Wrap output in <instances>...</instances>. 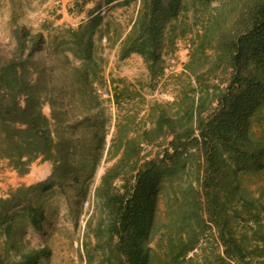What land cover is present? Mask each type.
<instances>
[{
	"label": "trees",
	"instance_id": "16d2710c",
	"mask_svg": "<svg viewBox=\"0 0 264 264\" xmlns=\"http://www.w3.org/2000/svg\"><path fill=\"white\" fill-rule=\"evenodd\" d=\"M132 1L75 0L92 3L86 20L50 46L41 29L17 22L11 2L8 41L0 44V162L18 175L35 160L51 169L0 195V264H40L51 256L48 245L25 247L21 232L44 230L46 197L63 193L79 203L101 161L112 163L94 187L93 245L85 243L84 264H264V203L243 185L264 173V131L255 130L264 118V0H220L185 64L197 89L183 91L173 111L154 103L147 120L117 114L107 138L100 95L109 90L102 91L95 37L117 43L119 59L139 55L153 81L164 74L163 49L177 37L180 17L215 0H138L128 29L112 37L101 10ZM50 54L61 60L59 73ZM112 87L106 101L119 112L139 95ZM75 91L77 113L65 101ZM188 166L193 181L183 184ZM174 181L176 208L160 229L161 190Z\"/></svg>",
	"mask_w": 264,
	"mask_h": 264
},
{
	"label": "rangeland",
	"instance_id": "374dc122",
	"mask_svg": "<svg viewBox=\"0 0 264 264\" xmlns=\"http://www.w3.org/2000/svg\"><path fill=\"white\" fill-rule=\"evenodd\" d=\"M11 2L13 3V12L15 19L19 23H24L34 30L41 29L46 37L48 46L53 42L56 35L61 34L68 27H76L84 22L87 16V10L92 5L91 2L85 4H76L75 0H0V44H6L7 38V19L11 11ZM138 0L132 1L129 6H115L106 9L104 20L110 22L109 34L114 37V32H125L134 16ZM221 5L220 0L212 2L206 11H195L189 7L186 16H181L177 22V37L172 43L166 42L163 49L164 74L158 79L151 81L148 78L147 70L142 58L137 54H131L126 58L117 57L118 44L109 45L107 36L95 37V58L99 63V76L103 77L102 91L108 89V94L100 95L101 106L107 107L106 116L110 119L105 126L107 138L114 130V122L117 114L123 115L128 110L129 113H137V119L147 120V114L151 111L154 103L163 105L168 110L173 111V103L177 101L183 91L190 88L197 89L198 85L194 74L185 68V64L190 59V53L194 44L198 42L197 33H201V25L205 23L208 13H216ZM48 24V29H42L41 25ZM184 33L179 35L181 30ZM42 51V55H47L49 49ZM70 55V54H69ZM49 55L51 63L56 72H60L61 60ZM70 62H77L70 55ZM198 69H203L199 67ZM113 85L118 88L127 86L133 93L137 91L139 95L134 96L132 100L123 103L121 112L106 98L113 90ZM99 87V85H96ZM101 88V87H100ZM198 91H195L197 95ZM79 94L75 91L72 98L65 97V101L71 102L69 106L77 113L80 103ZM71 100V101H70ZM100 106V107H101ZM137 111V112H136ZM44 112L49 114V108L44 107ZM257 133L264 131V118L259 124H256ZM110 162L101 161L95 174L89 182V190L79 203L73 200L68 201L67 194L54 193L45 198L47 207L48 222L44 230L39 233L24 227L21 232V241L25 247L48 245L51 248V256L43 259L40 264H84L86 260L85 243L93 245L91 230L88 227V220L93 212L91 200L94 187L99 181V176L104 167ZM187 172L181 178V183L185 184L193 181V175L190 173V166ZM51 164L48 161L35 160L25 175H18L15 171L5 167L0 162V195H4L10 188L20 184H28L43 179L50 172ZM194 183V182H193ZM172 184L166 183L161 190L158 203L157 222L160 229L169 221V216H173L175 211V202H173ZM243 185L246 186L249 193L254 196H260L264 203V173L260 176H252L243 179ZM75 197L77 193L73 194ZM72 197V199H73ZM171 213V215H170ZM93 218L91 227L94 225ZM94 260L99 259L97 251L92 252Z\"/></svg>",
	"mask_w": 264,
	"mask_h": 264
},
{
	"label": "built area",
	"instance_id": "2783aa9c",
	"mask_svg": "<svg viewBox=\"0 0 264 264\" xmlns=\"http://www.w3.org/2000/svg\"><path fill=\"white\" fill-rule=\"evenodd\" d=\"M100 13L104 15L106 13V9L103 8Z\"/></svg>",
	"mask_w": 264,
	"mask_h": 264
}]
</instances>
